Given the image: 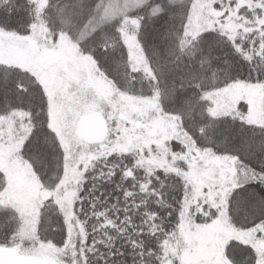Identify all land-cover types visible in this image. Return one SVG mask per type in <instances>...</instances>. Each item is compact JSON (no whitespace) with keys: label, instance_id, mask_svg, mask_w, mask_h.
Returning a JSON list of instances; mask_svg holds the SVG:
<instances>
[{"label":"snow or ice","instance_id":"1","mask_svg":"<svg viewBox=\"0 0 264 264\" xmlns=\"http://www.w3.org/2000/svg\"><path fill=\"white\" fill-rule=\"evenodd\" d=\"M0 264H264V0H0Z\"/></svg>","mask_w":264,"mask_h":264}]
</instances>
